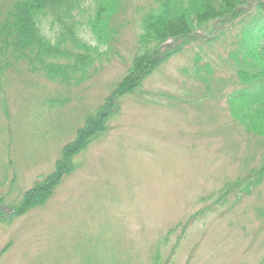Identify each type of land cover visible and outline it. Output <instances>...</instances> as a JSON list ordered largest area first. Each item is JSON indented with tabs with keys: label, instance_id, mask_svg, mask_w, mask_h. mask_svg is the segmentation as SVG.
<instances>
[{
	"label": "rangeland",
	"instance_id": "rangeland-1",
	"mask_svg": "<svg viewBox=\"0 0 264 264\" xmlns=\"http://www.w3.org/2000/svg\"><path fill=\"white\" fill-rule=\"evenodd\" d=\"M14 2L0 0V22ZM156 4L112 0L100 21L107 47L80 83L24 63L0 73V205H14L54 170L126 75L140 19ZM253 4L242 19L196 30L118 98L52 196L0 222V264H264V135L236 119L229 102L241 86L236 71L251 60L242 40ZM82 7L79 37L95 47L90 0Z\"/></svg>",
	"mask_w": 264,
	"mask_h": 264
},
{
	"label": "trees",
	"instance_id": "trees-1",
	"mask_svg": "<svg viewBox=\"0 0 264 264\" xmlns=\"http://www.w3.org/2000/svg\"><path fill=\"white\" fill-rule=\"evenodd\" d=\"M83 1L15 0L0 22V73L15 63H24L29 70L51 80L71 84L85 80L93 63L102 55L100 47H107L108 34L100 21L105 23L112 0H90L87 28L95 47L79 37L82 23L76 19V14L82 11ZM250 1L157 0L156 6L140 19L138 53L126 75L105 102L84 120L74 140L62 148L54 170L36 182L14 205H0V222L43 205L63 177L74 170L73 158L105 130L107 122L117 112L119 97L138 89L141 81L185 44L196 30L214 21L230 24L242 19L251 9L246 8ZM253 1L255 22L245 28L242 40L247 50L245 55L251 60L244 61L246 68L236 71L241 86L231 94L229 102L236 119L248 130L264 135V0ZM45 27L51 35L45 34ZM168 41H179L180 45L167 47Z\"/></svg>",
	"mask_w": 264,
	"mask_h": 264
}]
</instances>
